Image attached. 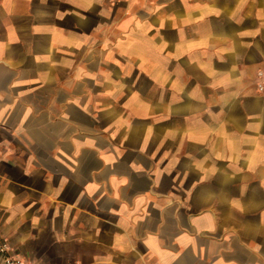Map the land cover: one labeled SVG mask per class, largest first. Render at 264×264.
<instances>
[{
    "label": "crops",
    "instance_id": "crops-1",
    "mask_svg": "<svg viewBox=\"0 0 264 264\" xmlns=\"http://www.w3.org/2000/svg\"><path fill=\"white\" fill-rule=\"evenodd\" d=\"M264 0H0V242L24 264H264Z\"/></svg>",
    "mask_w": 264,
    "mask_h": 264
},
{
    "label": "built area",
    "instance_id": "built-area-1",
    "mask_svg": "<svg viewBox=\"0 0 264 264\" xmlns=\"http://www.w3.org/2000/svg\"><path fill=\"white\" fill-rule=\"evenodd\" d=\"M260 79L258 83L259 91H264V70L258 72ZM0 259L2 264H24V261L10 252V247L6 242H0Z\"/></svg>",
    "mask_w": 264,
    "mask_h": 264
},
{
    "label": "rangeland",
    "instance_id": "rangeland-1",
    "mask_svg": "<svg viewBox=\"0 0 264 264\" xmlns=\"http://www.w3.org/2000/svg\"><path fill=\"white\" fill-rule=\"evenodd\" d=\"M0 264H2L1 259H0Z\"/></svg>",
    "mask_w": 264,
    "mask_h": 264
}]
</instances>
